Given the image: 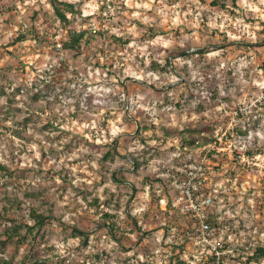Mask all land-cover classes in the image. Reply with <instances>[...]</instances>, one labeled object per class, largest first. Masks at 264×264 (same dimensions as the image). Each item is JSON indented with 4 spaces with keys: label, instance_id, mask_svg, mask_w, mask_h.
Masks as SVG:
<instances>
[{
    "label": "rangeland",
    "instance_id": "374dc122",
    "mask_svg": "<svg viewBox=\"0 0 264 264\" xmlns=\"http://www.w3.org/2000/svg\"><path fill=\"white\" fill-rule=\"evenodd\" d=\"M202 156L218 261L173 184ZM258 249L264 0H0V264H264Z\"/></svg>",
    "mask_w": 264,
    "mask_h": 264
},
{
    "label": "built area",
    "instance_id": "2783aa9c",
    "mask_svg": "<svg viewBox=\"0 0 264 264\" xmlns=\"http://www.w3.org/2000/svg\"><path fill=\"white\" fill-rule=\"evenodd\" d=\"M206 156L198 160H187L182 166L176 169L173 176V184L178 192L177 206L184 215H190L195 224L186 232V237L196 245H200L211 251L215 261L219 259L221 240L215 237L211 221L216 198V185L211 184L206 173ZM208 190V192H207ZM212 223V224H211Z\"/></svg>",
    "mask_w": 264,
    "mask_h": 264
},
{
    "label": "trees",
    "instance_id": "16d2710c",
    "mask_svg": "<svg viewBox=\"0 0 264 264\" xmlns=\"http://www.w3.org/2000/svg\"><path fill=\"white\" fill-rule=\"evenodd\" d=\"M62 5L64 7H66V9L69 10L70 12H73V6L71 4L63 3ZM53 10L55 12L56 17L58 18V20L60 22H62L64 24L68 23V19L66 18L65 12L63 10H61L60 8H58V6L56 4H53ZM83 35H84V32L70 34L68 42H66L64 44V48L65 49H71V50L75 49L77 47V45L79 44L80 40L82 39ZM30 215H31V218L35 221L34 225H36L38 227H41L42 224L44 223L45 219H46L44 216L36 214L34 210L31 211ZM13 234H14V231H13ZM257 251L259 253L255 256V258L264 257V249H258ZM252 259L253 258H250V260H252ZM211 260H215V258L212 257ZM178 263L179 264H184L182 262H178Z\"/></svg>",
    "mask_w": 264,
    "mask_h": 264
}]
</instances>
